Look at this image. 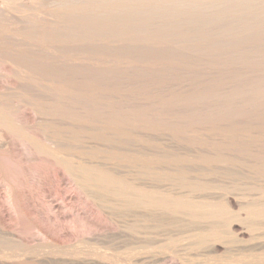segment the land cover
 Segmentation results:
<instances>
[{
	"label": "bare ground",
	"instance_id": "6f19581e",
	"mask_svg": "<svg viewBox=\"0 0 264 264\" xmlns=\"http://www.w3.org/2000/svg\"><path fill=\"white\" fill-rule=\"evenodd\" d=\"M11 1H15V0H7L4 2L2 1L3 7L0 6V18L1 19L6 18L10 22L12 21V22H15L17 24L18 23H21V24L24 23V25H25V23L28 21L26 19H30V18L25 19L24 14H23V16L14 14L15 13L14 9H16V8L13 6L14 4H12ZM19 1L23 2V0H19ZM39 1H40V3H42V0H36L35 2H39ZM45 1H46L45 5H47L48 3H51V6H54V8H56L55 10H53L54 8L52 9L54 11V13L56 14L54 16L56 18V20L52 21V23H51L50 21L52 20L51 18H52L53 14L52 15L50 14L51 18H49V19H51V20L44 22V23L50 22L51 25H49V26L40 25L41 27H39V26H36V24H35L32 26L29 25L30 27H28V25L27 26L25 25L26 27H24V30L26 28L27 31H26V33H22L21 35L23 37L24 42L27 41V42L31 43L30 49H28V50L26 49V51L23 50V48H21L22 50L20 48L18 49V47L22 46V41H21V43L18 42L19 44H17L15 41L18 39L14 38V37L13 38L15 41L14 42L10 41L11 42L10 45H12V46H10V45L7 46L6 45L7 42H5V39H3L4 37L3 38L1 37L2 31L4 29V28H2L0 37L4 40L3 42H5L6 44L1 43L2 41H0V43H1L0 44V59H1L0 61L1 62L5 61V63L8 62V63H10V65H12L13 72L11 70L12 67L10 69L7 67V69H9V71L11 70V72L13 73L12 74L10 72L11 75L15 76V78L20 80L21 82L19 81V83L22 84L24 87H26L29 90V93H30L31 89L35 90L37 92V90H40V88L43 86L44 87L43 89L45 90V93H46V94L44 93L45 95H43V98H44V96L49 97L47 99L49 101H52V102L53 101H64V100H67L68 97H69L68 99L71 98L70 101H73V102L76 101L78 103L79 102L78 99H80V100H82L83 103L84 102H87V104H88V102L91 103L89 105H92V106H95V104L93 105L92 103L96 102V104H97V101L105 100L104 101L105 103H109L110 101L106 102L109 99L112 101L114 100L115 103L119 102V101H122V103H123V101H125V103H126V101H128V102L129 101H137V103H138V101H139V103H140V101H141V103H142V101H145V102L149 101L148 103H150V101H151L150 106H152L153 114H152V117H149V118H152L153 121H151V119H150V121H151L150 124H147L144 119H143L144 121H140V120L136 119L134 121L135 122L136 121L142 122V125L137 126V127L135 124L134 125L138 130H140V132H142L141 135L145 134L147 136V134L150 133V135H156L157 136L156 138H159L162 141V145L160 147L157 145L159 147L160 155H161V157L158 159L159 160L158 165L160 164L159 165V166H161L160 172L162 171L159 178L157 177V180H160L161 181L160 186L162 187L164 184V187L161 188L159 186V188L162 189V190L160 189V191H159L158 185L155 184V185H157L156 186L157 188H155V189H157L159 192L157 195L156 194L153 195V194H150V192L147 193V192L143 191L142 188L143 187L145 188V185H146L145 183H144L145 185L143 187L140 184L142 187V188H140L139 186L132 184L133 182L132 183L129 182V180L132 177H127V178H129V180H127L126 177L120 176L118 172L119 171L122 172L121 174H123V176H124V173H123L124 170L123 171L117 170L118 172H115V171L113 172L112 171L113 169L111 171L110 170H101L99 168L96 169V167H94L95 169L92 168L91 170H87V169L91 168V166L89 168L80 167L81 169L78 166H77L78 168H75V169L69 168L68 166H69L70 162L66 158L67 154H65V151H63V149H62V146H63V148H65V146H64V144L60 145V143H62V141L60 143H58L59 144L58 145V144H55V142L57 140L54 139V143H53V141H51L52 138H54L53 135L50 136L51 140H47L48 137L46 139L43 138L45 140V142L41 138L42 137L41 134L49 136L50 131H52L54 136L56 135V137H57V133H58L57 127H59V126L57 123H56V125L52 124V122L55 123L56 121L55 122L54 121L49 122V120H48L47 124H41V123H39L40 121H37L36 124L37 123H39V124L36 126V124L34 122L36 121V119L38 117L35 116L36 119L34 118L35 121L33 122V124L31 122L30 123H31V125L35 124V126L37 127L36 131L42 132L41 134H40V132L36 133V134L41 135V136H37L41 139H39V138L34 139L31 143L27 142V140L24 141L23 139H22V141H24L25 144L31 146L30 149H32V147H33V149H34L33 152H35L41 158H44L47 160L51 159V161L52 162L54 161L53 163H55L56 165H58L60 167H65L67 171L69 169L67 174L69 175V173L71 172V174L73 175V178L72 177L71 178L75 180V182L78 184L77 186L78 187L80 186L82 189L84 188V191L86 190L87 192L92 194L93 197L98 199L97 202H99L101 204V207H103L102 208L103 210H104V208H107V209H109V208L113 209L114 208V210H115V207H117V209H119V210L120 209L122 210V208H120V207H126L127 209L130 207V208H133V211L135 210V212H137V210L135 208H138V210L142 209V210L138 211V212H140V214L142 212H143L142 214H144V210H146L147 212L151 211V214H152L151 216H154L157 213L158 215L161 216V218L163 220H165V218H167V217H171V218H173L172 219L173 221L174 220H175V222L183 221V222H185V224H186V222H187V224H189V222L192 223V220H194L193 221L194 224H196L195 221H197V223L200 222L198 224H201V223L204 224L203 228H204V226L217 227L219 225L223 226V227H230V226L232 227L233 220L236 218V215H239L238 213L234 214L235 212L232 213V211H227V209H225L226 211H224L223 208L218 207L216 205L217 203L213 204L215 202L214 200H213L214 201L213 203H209L207 200H206L207 202H205L201 198L200 200H202L205 204H198L197 203V205H196V204H193L192 202H190L192 200L188 201V199H185L183 197L182 198L178 197L177 195H179V194L175 193L177 196V197H175V196L171 195V193L169 191L170 188H168V186H171L173 184L168 185V183L171 182V183H174L178 186H179V183L180 184L182 183L181 186L189 185L188 187L190 190L192 189V191L196 188L195 189L196 191H194V192H199L200 188L198 187L199 190H197L198 189L197 187H195L193 189L192 184H195V186H201L202 189L204 187L207 188V186H202V184L196 183L197 180H193V182H192V177H193L192 165H194V164L197 167L200 166L201 168L205 167L207 169L208 168L210 169L211 167H213V168H216L219 170H222V169L223 170H229V172L232 170V172L234 171L233 173H235V174H236V171L241 172V176H242V174H245V175L250 174V175H253L252 178L249 177L251 180L255 179L253 177H256V176L258 177V178L256 177L257 178L256 181L259 180L260 177H261V179L264 177V140L261 139L262 138L261 135L263 133L260 134V132H263L264 129H263V131L258 130V128H261L262 126H264V0H45ZM40 3H39L40 6H38V3L34 4V5L38 6V8H37V6L36 7L34 6L35 9H39V8L42 9L41 8L42 4H40ZM25 5H27V4H25ZM29 5H33V3L29 4ZM22 7H24V6H22ZM34 7L32 8V6H31L30 9L34 10ZM45 8H46V6H45ZM43 9H44V7H43ZM7 10L9 12L14 11V13L8 14V13H6ZM31 10L28 11V13L31 12ZM35 11H38V10H35ZM53 11H51L49 13H52ZM31 13H33V12H31ZM47 14L48 13H46V16H47ZM37 15L39 17L40 14H38V12H37ZM32 16H34V15H32ZM47 17H50V16L48 15ZM41 19L46 20V18H44V17ZM37 20H38V18H37ZM31 21L29 20V24H31L30 23ZM41 22H42V20H40L39 23H41ZM5 26H6V24H5ZM7 26H8V23H7ZM7 26H6V28H7ZM10 26L14 27L13 25H10ZM22 26H21V28H23ZM12 27H10V28H12ZM16 28L15 29L13 28V29L16 30ZM19 30L20 29L18 28V31ZM22 31H23V29H22ZM10 35H9V37L14 36V34L11 36ZM3 36L6 37L8 35L7 34L4 35V33H3ZM15 37H16V35H15ZM13 38H12V41H13ZM2 39H0V40H2ZM20 39L21 38H19V41H20ZM8 40H9V38L7 39V41ZM10 40H11V38H10ZM13 43H16V44H13ZM23 46H25V44ZM28 47L29 46L27 45V48ZM25 48L26 47H24V49ZM47 52H49V54ZM4 67H6V64L4 65ZM2 68H3V66H2ZM7 69L6 70L4 69L5 74H3V76L6 75ZM1 71L2 70H0V78L2 77ZM10 73H8V74H10ZM7 77L9 78L8 75H7ZM11 80H9V81L14 82ZM13 80H14V78H13ZM15 82H17L16 79H15ZM10 84L11 83H9L7 85H10ZM13 84L17 85V83H13ZM38 84L41 87L36 86ZM14 85H13V88L11 87L12 85L10 86L13 90H15L14 88L16 87V85H15V87H14ZM34 86H36L38 88H36ZM9 88H8V90H9ZM16 88H18V86ZM19 88L22 89L21 86ZM26 88H24L25 90L23 89L24 92L26 91ZM12 89H11V91H12ZM8 90L6 91L4 89L5 92H8ZM18 92H19V90H18ZM33 92L34 91H32V93ZM38 92L36 93L37 95H34V96H39L38 94H40L39 97H42L41 95L43 94V92L42 91H40V93H38ZM41 92H42V94H41ZM17 93L15 94L13 92V96H16ZM2 94L4 95L5 93L3 92ZM2 94H1L0 98L3 99L4 96L2 97ZM47 94H48V96H47ZM22 95H24V94H22ZM25 95H26V93H25ZM29 95H26V96H29ZM6 96H7V93H6ZM8 96H11V94L10 95L8 94ZM13 96L11 97L10 101L12 100V98H14ZM19 96H21V94ZM31 97L34 98L32 95H31ZM39 97L38 98L36 97L37 100L39 99ZM16 98H18V97H16ZM19 98L21 99V97H19ZM43 98H40V99L41 100L46 99V98H44V99ZM26 99L29 100V98H26ZM84 99L86 101H83ZM31 100H30V102H26L27 106L30 108L32 107L34 109L36 107H38L37 105L35 106V104H33V102H31ZM48 100H46V102ZM3 101H5V103H6L5 99L0 101V102H2V104H3L4 103ZM19 101L20 100L18 99L17 102H19ZM22 101H23V99L20 102H22ZM13 102L15 103L14 99H13ZM40 102H42V101H39V103ZM43 102H45V101H43ZM43 102L41 105H43ZM52 102H50V103H52ZM68 102H69V100H68ZM68 102H67V104L70 103V102L69 103ZM56 103H58V102H56ZM80 103H81V101H80ZM130 103H128V105ZM2 104L0 103V105H2ZM10 104H11V102H10ZM15 104H18V103H15ZM71 104L73 105V103H71ZM71 104L69 107H72ZM144 104H146V103H144ZM8 105L4 106V104H3V106H0V147L1 148L5 147L4 149H6V150L7 149L10 150L9 148L11 146H13V145H9V143L11 144L10 139L8 140L9 142L7 141L8 143H6V140H5L6 135L11 134L13 137L19 138L21 136V133L24 132V130L27 128V127L25 129L21 128V127H23L21 125L23 123V121H21V124L18 123L19 126H16L14 124L15 121H16V123H17V121L20 122L17 119L15 120V116L13 118V114L15 115L16 109L19 110V106L21 104L18 105L17 108H15V109L11 105H9V106ZM46 105H48V102ZM63 105H66V104H63ZM83 105L80 104V106H82V107H83ZM121 105L122 104H120V108H121ZM13 106H15V105H13ZM27 106H26V109H27ZM61 106H62V104H61ZM66 106H68V105H66ZM78 106H79V104H78ZM97 106H99V105H97ZM141 106H142V104H141ZM148 106H149V104H148ZM23 107H22V109H25ZM52 107L58 108V106H51V108H49V110L51 109L52 112H53ZM73 107H74V105H73ZM73 107L70 109L75 108L76 110H78L77 106L74 108ZM89 107L90 106H87V108H89ZM146 107L147 106L144 107V109H143L144 111H147L145 109ZM30 108H29V110H30ZM96 108L99 109L98 107H96ZM102 108H103V106H102ZM112 108H111V110H112ZM120 108H118V109H120ZM130 108L131 107H129V109ZM141 108H143V107H141ZM149 108H147V109H149ZM38 109H40V108H37L35 110H38ZM63 109H62V111H63ZM84 109H86V108H84ZM90 109L92 110V107ZM123 109L125 111L126 107ZM132 109H133V107H132ZM18 110H17V112H18ZM79 110H82V109H79ZM127 110H126V112L128 114L132 112L130 110H128L129 111L128 112ZM137 110H139V109H137ZM60 111L61 110H59V113L61 114L62 112H60ZM88 111L89 110H87V112ZM95 111H98V110L95 109ZM114 111L115 110H113L112 113ZM116 111H117V108H116ZM134 111H135V109H134ZM150 111H151V108H150ZM30 112H31V110H30ZM42 112L44 113V111H41L40 113H42ZM64 112H66V111H64ZM82 112H83V110H82ZM59 113H57V116L59 115ZM84 113H86V112L84 111ZM105 113H107V112H105ZM105 113H103V114H105ZM146 113H148V112H146ZM97 114L98 113H96V116H97ZM141 114H139V115L141 116ZM40 115H42L44 117L43 114H40ZM63 115L65 117L66 113L61 115L62 118H63ZM123 115H124V112H123ZM143 115H145V114H143ZM16 116H17V114H16ZM47 116H48V113H47ZM49 116L51 117L50 113H49ZM136 116H137V113H136ZM150 116H151V114H150ZM52 117H54V116L52 115ZM86 117H87V115H86ZM147 117H148V115L145 118H147ZM50 119H52V118H50ZM128 119H130V118H128ZM128 119L121 117V116H118L117 118L115 117V120L112 122V124H113L112 130H114L115 132H112V135H113V133L115 134L117 132L118 134H120V137H123L124 132L121 131L122 128L120 129L119 127L123 126V125L125 126V124L128 123L127 122ZM37 120H39V119H37ZM56 120H58V117ZM81 120H79V118H77V121L75 119V122L86 121V119H83V121H81ZM46 122H42V123H46ZM60 122L61 121H59V123ZM95 122L97 123L98 120H95ZM49 123H51L52 125ZM62 123L64 124V122H62ZM84 123H86V122H84ZM194 123L197 124L196 126H198V129H200L202 132H205L207 134L210 133L208 137L211 138L212 140L211 141L204 140V139L200 138V136L198 137L199 134L196 135V133H195V135H196L195 138H192V136H190L188 134V132L193 133L192 130L191 129L184 130V128L186 126H189L190 128H192L193 127L192 124L194 125ZM28 124L26 126H28ZM63 124H61V125H63ZM69 124H72V123H69ZM69 124H68V126L71 127V125H69ZM103 124H105V122ZM110 124H108V125H110ZM74 125H73V128L78 126V124H74ZM30 126H28V127L30 128ZM81 127H82L81 130L83 131V130L88 129L90 126L88 128L83 129V127H85V126H83V124H82ZM32 128H34V127H31V129ZM65 128H67V126ZM101 128L103 131L104 127H101ZM110 128H108V129L110 130ZM133 128H130V129H132L131 132H135L134 136L139 135L140 133H138L137 130L133 131L134 130ZM97 129H99V127ZM26 130H29V129H26ZM32 130H34V129H32ZM32 130H29L27 133V134L30 133L29 137L30 136L32 137L33 132H34V134L36 132L35 130L34 131H32ZM91 130H93V128H91ZM100 130L101 129H99L97 132H100ZM105 130H107V129H105ZM30 131H32V132H30ZM124 131H126V130H124ZM68 132L73 133L71 131H68ZM68 132L66 133V131H64L63 133L68 134V135H72V134H69ZM76 132H77V130L74 132L75 133L74 135H76ZM198 132H200V131L198 130ZM31 133H32V135H31ZM48 133H49V135H47ZM60 133H62V131H60ZM106 133H108V132H105L104 134L106 135ZM108 134L110 136L111 133H108ZM11 135H8L6 139H8L9 136L12 137ZM62 135H64V134H62ZM77 135H80V133ZM103 135H101V137H103ZM105 135H104V138L107 136V135L106 136ZM145 135L142 137L144 138ZM127 136H129V133ZM43 137H45V136H43ZM60 137H61V134H60ZM60 137L58 136V138H60ZM62 137H61V140H62ZM65 137L66 136H64V138ZM139 137H141V136H139ZM21 138L22 137H20V139ZM68 138H67V141L69 140ZM75 138L77 139L78 137H75ZM145 138L144 139L140 138L141 139L140 141L144 142L143 144H146L148 142L147 140H145ZM205 138H207V137L205 136ZM14 139L15 138H13L12 140H14ZM70 139H72V138H70ZM86 139H87V137H86ZM105 139H104V141H105ZM121 139H123V138H121ZM136 139H137V137H136ZM151 139L154 140V138H151ZM16 140H18V139L16 138ZM16 140H14V142ZM77 140L80 141L79 138ZM112 140H115V139L113 138ZM148 140H150V139H148ZM19 141L21 142V140H19ZM58 141H59V139H58ZM73 141H74V139L72 141L70 140L69 142H73ZM75 141H74V143H75ZM129 141L132 142L133 140H129ZM136 141L139 142L138 139ZM118 142H119V140H118ZM151 142L153 143V141H151ZM201 142H203V143L199 144ZM21 143H22V145L24 144L23 142H21ZM74 143H73V145H74ZM77 143H79V142H77ZM158 143H159V141L157 142V144ZM116 145L118 146V144H116ZM147 145H150V144H147ZM71 146L68 144L66 147L71 148ZM74 146H76V145H74ZM74 146H72V148ZM120 146H122V145H120ZM136 146H137V144H136ZM153 146H155V145H153ZM98 147H99V144H98ZM192 147L196 148V149L193 148L194 153H192ZM80 148L81 147H79V149ZM83 148H84V146H83ZM134 148L135 147H133L132 150L136 149V148L135 149ZM138 148L139 147H137V149H136L137 151L139 150ZM147 148H149V147H147ZM153 148H155V147H153ZM118 149H120V148H118ZM8 150L6 152H8ZM75 150H76V148H75ZM140 150L143 151L144 148H140ZM140 150L138 152H141ZM159 150H157V151H159ZM181 150L185 151L186 153H179ZM11 151H12V149H11ZM11 151H9V152H11ZM99 151H96V152H99ZM147 151H148V149H147ZM150 151L152 152V150H150ZM28 152H30V150ZM69 152H72V151H69ZM86 152H88V151H86ZM96 152H95V154H96ZM138 152H137V154H138ZM153 152H155V151H153ZM66 153H68V152H66ZM93 153H94V151H93ZM118 153H117V156H118ZM137 154H135V155H137ZM150 154H152V153H150ZM114 155H116V154H114ZM114 155L111 154V156H114ZM130 155H132V154H130ZM138 155H140V154H138ZM137 156H135V157L137 159H139L138 157H140V156H138V157ZM8 157H9V155H8ZM8 157H6V158H8ZM72 157L76 158V156H73V154H72ZM72 157H70L71 160L75 159ZM128 157H131V156H128ZM108 158L110 159V157H108ZM112 158L113 157H111V159ZM131 158H133V157H131ZM131 158H130V161L132 160V162H133V159H131ZM9 159H10V161L12 160L10 157H9ZM9 159H7V160H9ZM113 159L117 160V157L116 158L114 157ZM118 159H119V157H118ZM152 161L155 162V160H152ZM152 161H146L147 167H151L149 165L153 164ZM5 162H3L4 165H5ZM138 163H140V162H138ZM70 164L73 165V163H70ZM74 164H76V163H74ZM99 164H98V167H99ZM103 164H101V167H103L102 166ZM132 164H135V163L133 162ZM96 165H97V163H96ZM5 166L7 167V163ZM14 167H15V164H14ZM60 167H58V168L61 169ZM197 167H195V168H197ZM0 168L3 171V168L1 166H0ZM16 168H17V166H16ZM84 169H86V170H84ZM104 169H108V168H104ZM62 170H64V169H62ZM66 170H64V171L67 172ZM64 171H62V172L65 173ZM3 172H2V174H3ZM23 172H25V171H23ZM55 172H57V171H55ZM138 172H136V173H138ZM170 172L171 173L176 172V174L171 175ZM203 172H204V170H203ZM205 172H206V169H205ZM210 172L211 171H209V173ZM4 173L6 175V172H4ZM7 173H11V172L8 171ZM141 173H142V171H141ZM193 173H194V171H193ZM216 173L219 174L218 170ZM226 173L228 175L229 174L231 175V173H228L227 171H226ZM131 174H134V173L132 172ZM218 174H216V175H218ZM5 175L2 176L0 174V176H2L4 178H8L7 175H6V177H5ZM147 175H148V173H147ZM189 175H190V178H188ZM194 175L196 177V174H194ZM245 175H243V176L245 177ZM138 176H141V175H138ZM220 176H221V174H220ZM238 176H239V178H241L240 174ZM9 177L12 178L11 176H9ZM4 178L1 179V180H3V182H4ZM31 178H33V177H31ZM60 179L61 178H59V180ZM193 179H195V178L193 177ZM7 180L10 181V179H7ZM135 180H136V178L134 179V182H135ZM140 180H142V179L140 178L138 181H140ZM155 180L156 179H154V182H156ZM262 180L264 181V178ZM138 181H136V182H138ZM160 181H158V182H160ZM152 183H153V180H152ZM202 183H204V181H202ZM136 184H138V183H136ZM208 184H209V182H208ZM232 184H234V183H232ZM146 186L151 187V184L146 185ZM178 186H176V188ZM5 187H7V185ZM208 187H210V185ZM152 188L154 189V187H152ZM9 189H10V187H9ZM152 191H154V190H152ZM174 191H176L178 193V191L175 190V188H174ZM174 191H172V193H174ZM192 191L190 192V194L192 193ZM208 191L209 190H207L206 192H208ZM7 192H8V189H7ZM179 192H181V191L179 190ZM11 193H13L12 190H11V192H8L7 194L5 193L7 195L6 198L9 200V203L11 202V204H12V205L10 204L9 206L15 207L14 208L15 211H17L16 207H17V209L19 208V204H18L19 202L17 201V199H15L17 196L14 197L15 195H12ZM84 193L86 195L89 194V193L87 194L86 192H84ZM154 193H155V191H154ZM201 193H200L199 197L201 196ZM203 193H204V191H203ZM210 193H211V191H210ZM183 194H184V192H183ZM186 194H188V193H185V195ZM193 194H196V193H193ZM185 195H182V196H185ZM226 195H228V194H226ZM102 196H103V198H102ZM194 196L196 197V195H194ZM194 196H193V198H194ZM63 197H64V195H63ZM6 198H4V199H6ZM88 198H90V197H88ZM190 198L192 199V197H190ZM205 198L208 199V196ZM61 199L64 200L63 198H61ZM51 200H53V199H51ZM62 200H59V201H62ZM196 200H199L198 197ZM210 200H212V198ZM234 200H236V199H234ZM259 200H260V198H259ZM45 201H47V200H45ZM65 202H64V205H65ZM197 202H199V201H197ZM231 202H234V201H230L228 203L233 204ZM58 203L60 204L61 202H58ZM249 203L253 204L254 202L252 203L249 201ZM59 204H58V206H59ZM61 205H62V203H61ZM253 205H255V208L253 207L252 211L250 210L247 212L246 209H244L245 211L243 210V212H247V214H243L244 215L243 217H246V215H247L246 218L248 219V218H252L254 216H257V218H258V216H260L261 221L258 219L259 221L257 223L262 222L263 221L262 218H264V200L258 201L257 203H254ZM234 206L235 205L233 204V207ZM243 206H241V207L245 208V206L244 207ZM41 207H42V205H41ZM229 207H231V205ZM11 208L9 207V209H11ZM126 208H125V211H127ZM246 208H247V206H246ZM102 209H101V211H102ZM112 209H110V210L112 211ZM240 209H239V212H240ZM79 210H80V208H79ZM110 210H108V211L104 210V211L108 215L109 214L108 212ZM121 210H120V212H121ZM61 211H60V213H61ZM113 212L114 211H112V213H111L112 215H113ZM147 212H146V214L149 213V212L148 213ZM154 212H155V214H154ZM60 213H58V214H60ZM56 214H57V212H56ZM56 214L55 215L52 214V216H56V219H57V217H61L60 220L61 219L64 220L62 218V215H64L63 212H62L61 216H58ZM23 215H22V217H24ZM112 215H111V217H112ZM114 215H113V217H115ZM63 217L65 218V216H63ZM155 217H158V216H155ZM255 218L256 217H254V219ZM26 219H27V217H26ZM176 219L178 221H176ZM169 220H171V219H169ZM241 220H243V219H241ZM241 220H240V222L244 221V220L243 221H241ZM251 220L252 219H250V221H249L250 223H252ZM255 220H257V219H255ZM237 221L238 220H236V219L234 220V222H237ZM24 222H23V224H24ZM257 223H256V221H255V223L253 222V224L254 225L256 224V226H257ZM198 224H197V226H198ZM247 224H248V226H250L249 223H247ZM191 225H193V224H191ZM244 225H245V227L247 226L246 223L243 224V226ZM254 225L252 227H254ZM259 225H260V223H259ZM256 226H255V228H256ZM210 227H208V228H210ZM30 228H31L30 230H32V227H30ZM34 229H36L35 230L36 233L39 234L40 236L42 235V237L47 235L39 227L38 228L33 227V230ZM113 229H114V227H113ZM195 229H197V228L195 227ZM200 229H201V231L203 230L202 227ZM207 230H211V229H207ZM248 230H250V228ZM88 231H90V230H88ZM197 231H199V230H197ZM220 231H225V230H222V227H221ZM74 232H75V230H74ZM93 232H95V231H93ZM203 232H204V230H203ZM230 233L228 232V234H230ZM203 234H206V233H203ZM81 235H82V233H81ZM17 236H18V234H17ZM210 236H211V234H210ZM122 237H123V235H122ZM50 239L52 241V238H50ZM206 240L207 239L205 238V240H203L202 242H204ZM13 241H16V240H13ZM54 241L52 243H54ZM66 241H68V240H66ZM1 242H2V240H1ZM6 242H8V241H6ZM16 242H15V245H16ZM46 242H48V241H46ZM9 243L10 244H8V245H11V242H9ZM35 243H38V242H35ZM209 244H210V242H209ZM22 245H23V242H22ZM40 246H42V245H40ZM210 246L212 247V245H210ZM18 247H20V245ZM213 247L216 248V246H214V245H213ZM13 248L18 249L16 247H12V249ZM37 248H39V246ZM45 248H46V246H45ZM9 249H11L10 246H9ZM143 249H145V248H143ZM7 250H8V248H7ZM55 250H57V249H55ZM118 250H119V248H118ZM137 250L140 251L139 249H137ZM215 250H217V249H215ZM138 251H136V252H138ZM92 252H94V251H92ZM141 252H142V250H141ZM32 253H34V252H32ZM147 253H149V252H147ZM1 254H0V257H1ZM131 254H133V253H131ZM134 255H135V253H134ZM154 255H156V254H154ZM14 256H15V254H14ZM143 256L144 255H142V257ZM152 257H154V256H152ZM8 258L9 257H7V259ZM48 258H50V257H48ZM139 259H141V256L139 257ZM154 259H155V257H154ZM45 260H46V258H45ZM83 260H81V261L84 262ZM85 260L87 262V258ZM90 260L88 258L89 263H90ZM144 260L142 261V264H145L146 261H144ZM92 261L93 260H91V263H92ZM139 261H141V260H139ZM94 262H95V260H94ZM149 262H150V260H149ZM189 264H192V263H189ZM200 264H202V263H200ZM204 264H206V263H204ZM210 264H214V263H210ZM217 264H220V263H217Z\"/></svg>",
	"mask_w": 264,
	"mask_h": 264
},
{
	"label": "rangeland",
	"instance_id": "374dc122",
	"mask_svg": "<svg viewBox=\"0 0 264 264\" xmlns=\"http://www.w3.org/2000/svg\"><path fill=\"white\" fill-rule=\"evenodd\" d=\"M2 1H7V0H0V6L3 7V4H2ZM29 1V2H28ZM31 1V2H30ZM33 1V2H32ZM36 0H23L22 1H19V0H15V1H11L12 4H14L13 6L16 8L14 9L15 10V13L14 11L12 12H9L8 10L6 11V13H14V14H17V15H20V16H23V14L25 15V19L26 18H30V19H26L28 20L25 25L28 27L32 26V25H35L36 26H39L41 27L40 25H51L52 21H55L56 18L54 17L56 14L54 13L53 10H55L56 8H54V6H51V3H48L47 5L46 4V1L45 0H42V3L39 2H35ZM28 2V3H27ZM44 2V3H43ZM24 3V4H23ZM33 5H29V4H32ZM37 4L38 3V6L39 3L42 4L41 5V8L42 9H35V7L37 5H34V4ZM23 4V5H22ZM27 4V5H25ZM29 5V6H28ZM46 8H45V6ZM50 5V6H49ZM12 6V7H13ZM24 6V7H22ZM34 7V10L32 11L30 8ZM37 6V8H38ZM28 7V8H27ZM44 7V9H43ZM51 9H50V8ZM54 8V9H53ZM13 9V8H12ZM19 9V10H18ZM23 9V10H22ZM53 9V10H52ZM6 10V9H5ZM26 10V11H25ZM33 12H29L30 11ZM35 10H38V11H35ZM41 10V11H40ZM48 10V11H47ZM24 11V12H23ZM53 11L52 13H49ZM27 12V13H26ZM37 12L39 15H37ZM43 12V13H42ZM35 13V14H34ZM46 13L47 16L49 15L50 17H47L46 16ZM30 16H29V15ZM43 14V15H42ZM52 15V18H51V15ZM34 15V16H32ZM37 16V17H36ZM46 18L45 19H41V18ZM32 18V19H31ZM36 18V19H35ZM38 18V20H37ZM40 18V19H39ZM51 18V19H49ZM54 18V19H53ZM35 19V20H34ZM48 19V20H47ZM25 20V21H26ZM29 20L31 21L29 24ZM40 20H42L41 23ZM51 20L49 23H44V22H47ZM3 21V22H2ZM5 21V22H4ZM9 20L8 19H1L0 18V36H1V31H2V28L3 31H2V38L5 39V42H7V44L5 42H3L4 40L0 37V41H2L1 43H5L7 46L10 45L11 42H14V38L18 39L16 40L15 42L17 44H19L18 42L21 43L22 41V46L21 47H18V49L20 48H23V50L26 51V49H30V45L31 43L30 42H24L23 40V37H22V33H26L27 29L25 28L24 30V27H26L23 24L21 23H15V22H8ZM7 26V23H8V26L6 28L5 24ZM11 23V24H10ZM14 23V24H13ZM44 23V24H43ZM39 24V25H38ZM10 25H13L14 27L10 26ZM18 25V26H17ZM23 25V26H22ZM30 25V26H29ZM21 26L23 28H21ZM12 27V28H10ZM17 27V28H16ZM16 28V30L14 29ZM18 28L20 29L18 31ZM23 29V31H22ZM7 30V31H6ZM5 31V32H4ZM14 31V32H13ZM3 33L4 35L7 34L8 36H3ZM14 36L12 37H9L10 34ZM18 33V34H17ZM10 35V36H11ZM16 35V37H15ZM18 35V36H17ZM9 38V42L7 41V39ZM14 37V38H13ZM11 38V40H10ZM12 38H13V41H12ZM19 38L20 41H19ZM11 41V42H10ZM0 43V44H1ZM16 43H13V44H16ZM30 43V44H29ZM25 44V46H23ZM33 44V43H32ZM27 45L29 46L27 48ZM12 46V45H10ZM24 47H26L24 49ZM22 50V49H21ZM49 54V52H47ZM52 53V52H51ZM50 53V54H51ZM1 60V59H0ZM1 62V61H0ZM0 67L3 68L0 70L1 71V77L0 78V93L2 94L3 92L5 93L4 95L2 94V98H0V101L2 100H6V103L5 101H3L4 103V106H7L8 104L11 105L12 107L17 108L18 105L19 106V110L16 109V113L15 115L13 114V118L15 116V120H19L20 122L16 121L14 122V124L16 126H19V124H21V121H23V123L21 124L23 127V129H29V130H32L34 129L36 131V126L41 123V124H47L48 123V120L49 122H52V121H56L55 123L52 122L53 125H56V123L58 124L59 127H57L58 129V133H57V137L56 135L54 136V134L52 133V131H50V135L49 133L47 135L49 136H46V135H43L41 134L42 132L40 131H36L35 134L33 132V135L32 137L28 133L29 130H24V132L21 133V136L22 137L20 139V137H13L11 134H7L6 135V138L8 135H11L12 137H8V139L5 138L6 140V143H8L9 139H10V142L11 144L9 143V145H13L11 146L8 150V152H6L7 150L4 149V148H1L0 147V166L3 168V171L6 172V175L8 178H4L2 176L5 175V173L2 171V169L0 168V173L2 176H0V254H1V257H0V264H88L89 261H88V258L89 260H93L92 263H91V260H90V263L91 264H142V261H146L145 264H189V263H192V264H210V263H214V264H217V263H220V264H264V218L262 222H259L257 223L259 220L261 221V217L258 216H254L256 217L255 220L254 217L252 218H246V217H243L244 215L243 214H247L248 211H252L253 210V207L255 208V205H253L254 203H257L258 201H263L264 200V181L261 179V177L259 178V180L256 181L257 178L256 177H253L255 178L254 180L250 179L252 178L253 175H250V174H242L241 176V172H237L236 171V174L232 172V170L229 172V170H219V169H216V168H213L211 167L209 170L205 167H200V166H195L192 165V175L195 179H193L192 177V182L193 180H197L196 183H199V184H202V186H207L204 187L203 189L201 188V186H195V184H192V188L194 189L195 187H199L197 190H199V192H194L196 191L195 189L192 191V189L190 190L189 189V185H182V183L180 184L179 183V186L174 184V183H171V182H167L168 185H171V186H168L169 191L171 193V195L175 196V197H183L185 199H188V201L192 202L193 204H205L203 201L205 202H209V203H214L213 204H216L218 207H221L224 209V211H226L225 209H227V211H232V213L234 214H239V215H236V220H238L237 222H234L233 220V223H232V227H223V226H217V227H210V226H204L203 228V225L204 224H198L200 222L196 224H194V220H192V223L189 222V224H185V222L183 221H178L176 219V221L178 222H175V220L173 221L171 217H167L165 218V220H163L161 218L160 215H158L157 213L155 214L154 212V216H151V211L148 213L146 210H144V214H140V212H138L139 210H142V209H139L138 208H135L137 210V212H135V210L133 211V208H126V207H120L122 208L121 212L119 209H117V207H115V210L114 208H104V210L108 211L110 209H112L113 212V215L115 217H113V215L111 214L112 211L110 210L107 215V213H105V211L102 209L103 207H101V204L99 202H97L98 199H96L95 197H93L92 194H90L89 192H87L86 190L84 191V188L82 189L80 186L78 187L77 183L75 182L73 178V175L71 174V172L69 173V175L67 174L68 171L66 170L65 167H60L58 165H56L55 163H53L51 161V159L47 160V159H44V158H41L39 155H37L32 147L25 144V140H27V142H32L34 139H38L39 137L37 136H41L42 135V140L45 142L44 139H46L47 137V140H51L50 136L53 135L54 138H52L51 141H53L54 143V139L57 140L55 142V144H58L62 141V143H60V145H63L65 146V148H63L62 146V149L63 151H65V154L66 155V158L67 160H69L70 163H73L70 164L69 163V168L71 169H75V168H89L91 166V168L87 169V170H91L92 168L95 169L94 167H96V169H101V170H112L113 172H118L117 170H121L123 171L124 170V176L123 174H121L122 172H118L120 176L122 177H132L130 180L129 178H127V180H129L130 183L134 184V185H137L139 186L140 188H142L145 184L146 185H150L151 184V187L149 186H146L145 185V188L143 187V191L149 193L150 194H153V195H157L158 192L160 191V189L162 187H164V184L163 186L161 187L160 184H161V181L160 180H157V177L159 178V176L161 175L162 171L160 172V169H161V166L158 165L159 163V158L161 157L160 155V150H159V147L162 145V141L159 139V138H156L157 136L156 135H150L147 134V136L145 134L141 135L142 132H140V130H138L136 127L137 126H141L142 125V122H135L134 120H140V121H146L147 124H150L152 120V118H149V117H152V114H153V110H152V106H150L151 104V101L150 103H148L149 101H119V102H116L115 101L113 102L112 100H107L106 102L110 101L109 103H105L103 101H97V104L96 102L95 103H92L93 105L95 104L96 107H98L99 109H97L95 106H92V105H89L91 103L88 102H82V100L78 99L79 102L77 103L76 101H70V99L67 98V100H64V101H49L47 98L49 97H46L44 96V99L43 98V95H45V90L43 89L44 87L40 86L39 84L36 85L38 87H41L40 90H37L38 93L41 92V96L42 97H39L40 94H38L39 96H34V95H37L36 91L35 90H30V93H29V90L24 87L22 84L19 83L20 80H18L17 78H15V76L11 75V73L13 72V67L12 65H10V63H5V61H2L0 63ZM6 64V67H4V65ZM9 65V66H8ZM7 67L10 69L12 67V72L11 70L9 71V69H7ZM4 69L6 71V77L3 76V74H5L4 72ZM10 74H8V73ZM13 74V73H12ZM7 75L9 76V78L7 77ZM12 77V78H11ZM6 78V79H5ZM14 78V80H13ZM12 79V80H11ZM15 79L17 82H15ZM9 80L11 81H14V82H10ZM21 82V81H20ZM11 83L10 85H7V84ZM13 83H17L16 87L18 86V88L15 87V85ZM12 85V86H11ZM13 85H14V89L13 90ZM16 94L19 90V92L17 93L16 96H13V92ZM22 87V89H20L19 87ZM34 86V87H36ZM9 90H8V88ZM36 87V88H38ZM7 88V89H6ZM24 88H26V91L24 92ZM35 88V89H36ZM4 89L8 92H5ZM24 89V90H23ZM43 89V90H42ZM3 90V91H2ZM17 90V91H16ZM22 90V91H21ZM12 93H11V92ZM32 91H34L32 93ZM22 92V93H21ZM6 93H7V96H6ZM21 96H19L20 94ZM29 95V96H26L25 95ZM28 93V94H27ZM35 93V94H34ZM45 93V94H44ZM0 94V96H1ZM8 94L11 96H8ZM14 94V95H15ZM24 94V95H22ZM31 95L34 97L32 98ZM14 97L12 98V100L10 101L11 97ZM48 96V94H47ZM18 97V98H16ZM21 97V99L19 98ZM23 97V98H22ZM39 97V99L37 100V98ZM16 98V99H15ZM26 98H29L26 99ZM32 100H31V99ZM40 98H43L44 100H41ZM9 99V100H8ZM13 99L15 101V103H18V104H15L13 102ZM18 99L21 101L23 99L22 102H17ZM25 99V100H24ZM8 100V101H7ZM33 102V104H35V106L37 105L38 107H36L35 109L37 108H40L38 110H35L34 108H30L27 106V103L26 102ZM46 100H48V105ZM69 100V102H68ZM25 101V102H24ZM39 101H45L43 102V105L42 102L39 103ZM81 101V103H80ZM83 101H86L85 99ZM11 102V104H10ZM13 102V103H12ZM52 102V103H50ZM58 102V103H56ZM63 102V103H62ZM67 102L69 104H67ZM104 102V103H103ZM121 102V103H120ZM131 102V103H130ZM2 104V102H0ZM73 103L74 107L77 106V109L76 110L73 105L71 104ZM101 103V104H100ZM128 103H130L128 105ZM146 103V104H144ZM0 105V106H3ZM15 106H13V105ZM46 106H45V105ZM57 104V105H56ZM62 104V106H61ZM63 104H66V105H63ZM70 104L72 105V107L74 109H70L72 107H69ZM77 104V105H76ZM79 104V106H78ZM83 105L82 106H80ZM109 106H107V105ZM120 104L121 105V108H120ZM134 104V105H133ZM142 104V106H141ZM149 104V106H148ZM8 105V106H9ZM25 105V106H24ZM99 105V106H97ZM132 105V106H131ZM147 106L145 109L147 111H144V107ZM10 106V107H11ZM24 106V107H23ZM26 106H27V109H26ZM51 106H58L57 107H52L53 109V112L52 110L49 108H51ZM66 106V107H65ZM87 106H90L89 108H87ZM103 106V108H102ZM116 106V107H115ZM25 108V109H22ZM42 107V108H41ZM48 107V108H47ZM92 107V110L90 109ZM112 110H111V108ZM125 111L123 108H125ZM129 107H131L129 109ZM133 107V109H132ZM138 107V108H137ZM143 107V108H141ZM151 108V111H150V108ZM31 112H30V110ZM44 108V109H43ZM55 108V109H54ZM61 108V109H60ZM64 108V109H63ZM68 108V109H67ZM89 110L87 112L86 109ZM98 110V111H95V109ZM105 108V109H104ZM116 108H117V111H116ZM120 108V109H118ZM141 108V109H140ZM149 108V109H147ZM61 110L60 112H62L61 114L59 113V110ZM63 109V111H62ZM79 109H82V110H79ZM105 111H104V110ZM130 110L132 111L131 113H127L126 110ZM135 109V111H134ZM139 109V110H137ZM18 110V112H17ZM22 110V111H21ZM25 110V111H24ZM92 112H91V111ZM108 110V111H107ZM115 110L113 113L112 111ZM127 110V111H128ZM138 112H137V111ZM41 111H44V113H40ZM48 113V116H49V113L51 115V117L47 116V113ZM66 111V112H64ZM69 111V112H68ZM73 111V112H72ZM84 111L86 113H84ZM95 111V112H94ZM143 111V112H142ZM36 112V113H35ZM52 112V113H51ZM81 114H80V113ZM107 112V113H105ZM123 112H124V115H123ZM129 112V111H128ZM148 112V113H146ZM43 114L44 117L40 114ZM57 113H59V115L57 116ZM66 113V116L64 117L63 115V118H62V114ZM95 115H93V114ZM96 113L97 116H96ZM105 113V114H103ZM136 113H137V116H136ZM142 113V114H141ZM17 114V116H16ZM38 114V115H37ZM68 114V115H67ZM77 114V115H76ZM87 117H86V115ZM102 114V115H101ZM114 114V115H113ZM122 114V115H121ZM133 114V115H132ZM141 114V116L139 115ZM145 114V115H143ZM151 114V116H150ZM34 115V116H33ZM52 115L54 117H52ZM72 115V116H71ZM112 115V116H111ZM121 116V117H124V118H130L128 119V123L125 124V126H118L120 129L122 128L121 131L124 132V135L123 137H120V134H118L117 132L113 135H112V132H115L114 130H112V122L115 120V117L117 118L118 116ZM148 115L147 118H145L146 116ZM23 116V117H22ZM38 117L37 120L36 117ZM42 116V117H41ZM58 117V120L61 121L60 123L63 124L62 122H64V126L61 125L59 123L57 119ZM91 116V117H90ZM93 116V117H92ZM144 116V117H143ZM40 117V118H39ZM79 118V120L83 121V119H86V123L84 122H75V119L77 121V118ZM85 117V118H84ZM102 117V118H101ZM106 117V118H105ZM134 117V118H133ZM34 118L36 119V121L34 120ZM52 118V119H50ZM62 118V119H61ZM65 118V119H64ZM42 119V120H41ZM69 119V120H68ZM73 119V120H72ZM107 119V120H106ZM144 119V120H143ZM151 119V121H150ZM44 120V121H43ZM47 122H46V121ZM51 120V121H50ZM68 120V121H67ZM95 120H98V122L96 123ZM104 120V121H103ZM35 121V122H34ZM37 121H40L39 123L36 124ZM58 121V122H57ZM73 121V122H72ZM92 121V122H91ZM108 121V122H107ZM130 121V122H129ZM149 123H148V122ZM33 124V122L36 124L34 125H31V123ZM42 122H46V123H42ZM88 122V123H87ZM94 122V123H93ZM101 122V123H100ZM105 122V124H103ZM19 123V124H18ZM26 123V124H25ZM29 123V124H28ZM66 123V124H65ZM69 123H74V124H78L77 127H74L73 128V125L72 124H69ZM93 123V124H92ZM100 123V124H99ZM111 123V124H110ZM141 123V124H140ZM18 124V125H17ZM28 124V126H30V128L28 126H26ZM51 124V123H49ZM51 124V125H52ZM62 126H60V125ZM71 125L70 126H68ZM82 124L83 126V129L85 128H88L89 126L91 128H93V130H91V128L89 127L88 129L86 130H81L82 129ZM95 124V125H94ZM110 124V125H108ZM136 127H135V125ZM25 125V126H24ZM197 124L194 123V125L192 124V128H190L189 126H186L184 128V130H188V129H191L192 132L194 133H190L188 132V134L190 136H192V138H195L196 135H198V137L200 136V138L204 139V140H208V141H211L212 139L209 138V134L205 133V132H202L200 129H198V126H196ZM67 126V128H65ZM75 126V125H74ZM80 126V127H79ZM93 126V127H92ZM115 126V125H114ZM31 127H34L31 129ZM61 127V128H60ZM65 129H64V128ZM95 127V128H94ZM99 127L100 132H97L99 129L97 128ZM101 127H104L103 129H107V130H103L102 131V128ZM106 127V128H105ZM110 128V130L108 128ZM134 127V128H133ZM76 128V129H75ZM78 128V129H77ZM80 128V129H79ZM130 128H133L135 130L138 131V133H140L139 135H136L134 136V133L135 132H131L132 129ZM62 129V130H61ZM90 129V130H89ZM97 129V130H96ZM200 132H198V130ZM264 129V126H262L261 128H258V130H262L263 131ZM32 130V131H34ZM39 130V129H38ZM62 131V133H60V131ZM74 130V131H73ZM77 130L76 132V135H74L75 131ZM80 130V131H79ZM96 130V131H95ZM126 130V131H124ZM190 130V131H191ZM30 131V132H32ZM64 131H66V133L68 131H71L73 133H69V134H72V135H68V134H65L63 133ZM111 131V132H110ZM183 131V130H182ZM196 131V132H195ZM40 132L41 135L39 134H36ZM80 135H77L79 134ZM105 132H108V133H111L110 136L108 133H106V135L110 138H108L104 133ZM24 133V134H23ZM26 133V134H25ZM52 133V134H51ZM100 133V134H99ZM129 133V136H127ZM196 133V135H195ZM205 133V134H204ZM263 133V134H262ZM60 134H61V137H62V140H61V137H60ZM64 134V135H62ZM106 136L104 138V135ZM118 134V135H117ZM127 134V135H126ZM137 134V133H136ZM261 135V139L264 140V131L263 132H260ZM74 135V136H73ZM101 135H103V137H101ZM115 135V136H114ZM126 135V136H125ZM147 138H145V140H147L148 142L146 144H143L144 142H141L140 140L141 139H144L142 136H144ZM194 135V136H193ZM258 135V134H257ZM45 136V137H43ZM58 136L60 138H58ZM64 136H66L64 138ZM69 138H68V137ZM83 136V137H82ZM100 136V137H99ZM119 138H118V137ZM131 136V137H130ZM141 136V137H139ZM204 136V137H203ZM205 136L207 138H205ZM256 136V135H255ZM75 137H78L80 139L77 140ZM87 137V139H86ZM130 139H129V138ZM133 137V138H132ZM139 140L136 141L137 139ZM13 138H15L14 140H16V138L18 140H16L14 142V140H12ZM31 138V139H30ZM39 138V139H41ZM44 138V139H43ZM67 138L69 139L67 141ZM72 138V139H70ZM83 138V139H82ZM109 140H108V139ZM115 139V140H112V139ZM118 138V139H117ZM123 138V139H121ZM141 138V139H140ZM151 138H154L151 139ZM209 138V139H208ZM22 139L24 141H22ZM59 139V141H58ZM65 139V140H64ZM74 139L73 142H69L70 140L72 141ZM86 139V140H85ZM105 139V141H104ZM136 139V140H135ZM150 139L151 141H153V143L148 140ZM157 139V140H156ZM21 140V142H23L24 144L22 145V143L19 141ZM119 140V142H118ZM126 140V141H125ZM129 140H133L132 142L129 141ZM135 140V141H134ZM8 141V142H7ZM111 141V142H110ZM114 141V142H113ZM155 141V142H154ZM159 141V143L157 144V142ZM21 144H20V143ZM64 142V143H63ZM79 142V143H77ZM106 142V143H105ZM118 142V143H117ZM121 142V143H120ZM124 142V143H123ZM126 142V143H125ZM150 142V143H149ZM204 142V141H203ZM203 142L199 143V144H202ZM13 143V144H12ZM19 143V144H18ZM29 143V144H30ZM76 145L74 146L73 145ZM142 143V144H141ZM156 143V144H155ZM161 143V144H160ZM72 145L74 146L72 148L69 147H66L67 145ZM98 144H99V147H98ZM101 144V145H100ZM118 144V146L116 145ZM122 146H120V145ZM137 144V146H136ZM147 144H150V145H147ZM21 145V146H20ZM31 145V144H30ZM59 145V144H58ZM78 145V146H77ZM90 145V146H89ZM115 145V146H114ZM139 145V146H138ZM143 147H142V146ZM155 145V146H153ZM159 147H158V146ZM26 146V147H25ZM29 146V147H28ZM84 146V148H83ZM95 146V147H94ZM97 146V147H96ZM145 146V147H144ZM23 147V148H22ZM79 147H81L79 149ZM102 147V148H101ZM109 147V148H108ZM116 147V148H115ZM133 147H135L137 149V147H139L138 149L140 150V148H144V150H140L141 152H138L135 148V150H132ZM149 147V148H147ZM155 147V148H152ZM158 147V148H157ZM26 148V149H25ZM76 148V150H75ZM87 148V149H86ZM90 148V149H89ZM120 148V149H118ZM123 148V149H122ZM151 148V149H150ZM196 149L195 147H192V153H194V149ZM12 149V151H11ZM68 149V150H67ZM115 149V150H114ZM148 149V151H147ZM30 150V152H28ZM99 151V152H96V151ZM102 150V151H101ZM152 150V152L150 151ZM159 150V151H157ZM5 151V152H4ZM11 151V152H9ZM69 151H72V152H69ZM74 151V152H73ZM76 151V152H75ZM88 151V152H86ZM94 151V153H93ZM125 151V152H124ZM136 153H135V152ZM155 151V152H153ZM27 152V153H26ZM68 152V153H66ZM96 152V154H95ZM119 152V153H118ZM125 154H124V153ZM127 152V153H126ZM129 152V153H128ZM140 154L138 155L137 154ZM149 152V153H148ZM159 152V153H158ZM11 153V154H10ZM31 153V154H30ZM75 153V154H74ZM101 153V154H100ZM117 153H118V156H117ZM137 155H135V154ZM148 153V154H147ZM152 153V154H150ZM179 153H186L185 151H180ZM7 154V155H6ZM69 154V155H68ZM72 154L73 156H76L75 157H72ZM114 155V156H111ZM125 156H124V155ZM129 154V155H128ZM132 154V155H130ZM145 154V155H144ZM155 154V155H154ZM157 154V155H156ZM12 159L10 161L9 157ZM127 155V156H126ZM134 155V156H133ZM37 156V157H36ZM99 156V157H98ZM124 156V157H123ZM128 156H131V157H128ZM135 156H137L139 159H137ZM8 157V158H6ZM75 158V159H72L71 158ZM110 157V159L108 158ZM111 157H117V160H114L113 158L111 159ZM119 157V159H118ZM122 157V158H121ZM105 158V159H104ZM127 160H126V159ZM130 158L133 159V162L135 164H132V160L130 161ZM136 158V159H135ZM6 159V160H5ZM9 159V160H7ZM92 159V160H91ZM126 161H125V160ZM129 159V160H128ZM142 159V160H141ZM144 159V160H143ZM150 159V160H149ZM3 160V161H2ZM85 160V161H84ZM100 160V161H99ZM106 160V161H105ZM135 160V161H134ZM152 160H155V162H153ZM6 161V162H5ZM10 161V162H9ZM13 161V162H12ZM110 161V162H109ZM146 161H152L153 164L152 165H149L151 167H147L146 165ZM5 162V165L7 163V167L4 165ZM9 162V163H8ZM22 162V163H21ZM131 162V163H130ZM140 162V163H138ZM145 162V163H144ZM21 163V164H20ZM47 163V164H46ZM76 163V164H74ZM78 163V164H77ZM93 163V164H92ZM97 163V165H96ZM100 163V164H99ZM104 163V164H103ZM106 163V164H105ZM2 164V165H1ZM14 164H15V167H14ZM54 164V165H53ZM98 164H99V167H98ZM101 164H103L102 166L104 168H108V169H104L103 167H101ZM112 166H111V165ZM95 165V166H94ZM116 165V166H115ZM142 165V166H141ZM17 166V168H16ZM19 166V167H18ZM60 167L61 169H59L58 167ZM78 166V167H77ZM115 166V167H114ZM144 166V167H143ZM123 167V168H122ZM128 167V168H127ZM138 167V168H137ZM143 167V168H142ZM197 167V168H195ZM10 170H9V169ZM12 168V169H11ZM19 168V169H18ZM117 168V169H116ZM137 168V169H136ZM157 168V169H156ZM5 169V170H4ZM18 169V170H17ZM66 170L67 172H65L64 170ZM81 169V168H80ZM116 169V170H115ZM144 169V170H143ZM204 172H203V170ZM205 169H206V172H205ZM215 169V170H214ZM86 170V169H84ZM156 170V171H155ZM200 170V171H199ZM218 170L219 174L216 173ZM8 171H10L11 173H7ZM25 171V172H23ZM57 171V172H55ZM62 171H64L65 173H63ZM134 174H131L132 172ZM142 173L140 174L139 172ZM194 171V173H193ZM196 171V172H195ZM209 171H211L209 173ZM222 171V172H221ZM226 171L228 173H231V175L227 174ZM23 172V173H22ZM138 172V173H136ZM146 172V173H145ZM155 172V173H154ZM111 173V172H110ZM127 173V174H126ZM148 173V175H147ZM160 173V174H159ZM9 174V175H8ZM26 174V175H25ZM113 174V173H112ZM131 174V175H130ZM157 174V175H156ZM159 174V175H158ZM171 175H174L176 174V172H170ZM196 174V177L195 175ZM201 174V175H200ZM204 174V175H203ZM218 174V175H216ZM221 174V176H220ZM240 174L241 178H239L238 175ZM5 175V177H6ZM15 175V176H14ZM32 175V176H31ZM43 175V176H42ZM126 175V176H125ZM129 175V176H128ZM138 175H141V176H138ZM200 177H199V176ZM210 175V176H209ZM238 177H237V176ZM245 175V177L243 176ZM9 176H11L12 178H10ZM136 178L135 182H134V177ZM206 178H205V177ZM225 176V177H224ZM255 176V175H254ZM21 179H20V178ZM33 177V178H31ZM72 177V178H71ZM154 177V178H153ZM218 177V178H217ZM243 177V178H242ZM247 177V178H246ZM250 177V178H249ZM2 178H4V182L3 180H1ZM59 178H61L59 180ZM142 179L140 181H138L139 179ZM188 178H190V175L188 176ZM7 179H10V181H8ZM20 179V180H19ZM71 179V180H70ZM144 179V180H143ZM154 179H156L155 181L157 182H154ZM261 179V180H260ZM73 180V181H72ZM151 180V181H150ZM152 180H153V183H152ZM206 180V181H205ZM220 180V181H219ZM138 181V182H136ZM160 181V182H158ZM199 181V182H198ZM202 181H204V183H202ZM75 184H74V183ZM140 182V183H139ZM209 182V184H208ZM6 183V184H5ZM138 183V184H136ZM143 183V184H142ZM145 183V184H144ZM159 183V184H158ZM234 183V184H232ZM240 183V184H239ZM9 184V185H8ZM74 184V185H73ZM142 187H141V185ZM154 184V185H153ZM157 184L158 185V190L155 189L157 188L155 185ZM219 184V185H218ZM7 185V187H5ZM178 186L176 188V186ZM210 185V187H208ZM4 186V187H3ZM159 186L161 188H159ZM166 186V187H167ZM174 186V187H173ZM181 186V187H180ZM219 186V187H218ZM10 187V189H9ZM40 187V188H39ZM149 189H148V188ZM154 187V189L152 188ZM180 187V188H179ZM183 187V188H182ZM185 187V188H184ZM224 187V188H223ZM244 187V188H243ZM6 188V189H5ZM81 188V189H80ZM152 188V189H151ZM174 188L175 190L178 191V193L176 191H174ZM187 188V189H186ZM219 188V189H218ZM232 188V189H231ZM7 189H8V192H12L11 193L12 195H15L14 197H16L15 199H17V201L19 202V208L17 209L16 207V210L15 211V207H12V206H9L11 204V202L9 203V200L6 198V194L8 193L7 192ZM15 189V190H14ZM182 192H179V190ZM209 190L208 192H206L207 190ZM212 189V190H211ZM222 189V190H221ZM10 190V191H9ZM42 190V191H41ZM81 190V191H80ZM86 192L88 195H86L84 192ZM154 190V191H152ZM162 190V189H161ZM228 190V191H227ZM6 191V192H5ZM36 191V192H35ZM152 191V192H151ZM172 191H174V193H172ZM192 191V193L190 194V192ZM204 191V193H203ZM211 191V193H210ZM184 192V194H183ZM203 194H202V193ZM225 192V193H224ZM229 192V193H228ZM6 193V194H5ZM179 194L176 196V194ZM185 193H188L185 195ZM193 193H196V194H193ZM198 193V194H197ZM201 193V196L199 197ZM206 193V194H205ZM185 195V196H182V195ZM193 194V195H192ZM228 194V195H226ZM64 195V197H63ZM181 195V196H180ZM190 195V196H189ZM192 195V196H191ZM196 195V197L194 196ZM40 196V197H39ZM62 196V197H61ZM72 196V197H71ZM194 196V198H193ZM208 196V199L205 198ZM251 196V197H250ZM63 198L64 200H62L61 198ZM90 197V198H88ZM192 197V199L190 198ZM198 197L199 200H196ZM222 197V198H221ZM6 198V199H4ZM19 198V199H18ZM70 198V199H69ZM103 198V196H102ZM105 198V197H104ZM202 198V200H200ZM204 198V199H203ZM212 198V200H210ZM215 198V199H214ZM260 198V200H259ZM47 201H45V200ZM53 199V200H51ZM55 199V200H54ZM57 199V200H56ZM224 199V200H223ZM236 199V200H234ZM242 199V200H241ZM253 199V200H252ZM34 200V201H33ZM59 200H62V201H59ZM195 202H194V201ZM207 200V201H206ZM214 200V201H213ZM3 201V202H2ZM42 201V202H41ZM52 201V202H51ZM57 201V202H56ZM199 201V202H197ZM202 201V202H201ZM230 201H234V202H231L233 203L235 206L233 207V204H230L228 202ZM250 202H254L253 204L249 203ZM45 202V203H44ZM56 202V203H55ZM58 202H61L59 204ZM64 202H65V205H64ZM240 202V203H239ZM22 203V204H21ZM226 203V204H225ZM239 203V204H238ZM8 204V205H7ZM51 204V205H50ZM54 204V205H53ZM57 204V205H56ZM59 204V206H58ZM67 204V205H66ZM219 204V205H218ZM246 204V205H245ZM12 205V204H11ZM42 205V207H41ZM231 205V207H229ZM245 206V208H242L241 206ZM252 205V206H251ZM8 206V207H7ZM61 206V207H60ZM64 206V207H63ZM243 206V207H244ZM247 206V208H246ZM9 207L11 209H9ZM66 207V208H65ZM62 208V209H61ZM80 208V210H79ZM125 208L127 209V211H125ZM241 208V209H240ZM250 208V209H249ZM58 211H57V210ZM60 209V210H59ZM102 209V211H101ZM130 209V210H129ZM229 209V210H228ZM237 209V210H236ZM239 209H240V212H239ZM246 209L247 212H243V210ZM248 209V210H247ZM56 210V211H55ZM62 210V211H61ZM86 210V211H85ZM130 212H129V211ZM132 210V211H131ZM234 210V211H233ZM61 211V213H60ZM71 211V212H70ZM88 211V212H87ZM118 213H117V212ZM245 211V210H244ZM52 212V213H51ZM55 212V213H54ZM57 212V214H56ZM62 215V218L64 220H60L61 217H57L56 219V216H52L53 215H58V216H61ZM146 212L149 214H146ZM12 213V214H11ZM26 213V214H25ZM60 213V214H58ZM68 213V214H67ZM121 213V214H120ZM24 214V215H23ZM71 214V215H70ZM86 214V215H85ZM112 217H111V215ZM22 215L24 217H22ZM46 215V216H45ZM65 216V218L63 217ZM75 216V217H74ZM83 216V217H82ZM87 216V217H86ZM98 216V217H97ZM110 216V217H109ZM155 216H158V217H155ZM160 216V217H159ZM27 217V219H26ZM92 217V218H91ZM102 217V218H101ZM109 217V218H108ZM242 217V218H241ZM59 218V219H58ZM85 218V219H84ZM94 218V219H93ZM100 218V219H99ZM164 218V217H163ZM246 218V219H245ZM71 221H70V220ZM83 219V220H82ZM159 219V220H158ZM167 219V220H166ZM171 219V220H169ZM243 219V220H241ZM251 220L252 223H250L249 221ZM259 219V220H258ZM69 220V221H68ZM101 220V221H100ZM243 221V222H240ZM254 220V221H253ZM10 221V222H9ZM26 223H25V222ZM28 221V222H27ZM82 221V222H81ZM257 223V226L256 224L254 225L253 222ZM24 222V224H23ZM35 222V223H34ZM96 222V223H95ZM104 222V223H103ZM181 222V223H180ZM6 223V224H5ZM59 223V224H58ZM62 225H61V224ZM79 223V224H78ZM83 223V224H82ZM111 223V224H110ZM184 223V224H183ZM236 223V224H235ZM242 223V224H241ZM248 226L247 223H249V225L251 226H248L250 228V230H248L249 228L245 225L243 226V224H245ZM27 226H26V225ZM77 224V225H76ZM102 224V225H101ZM137 224V225H136ZM193 224V225H191ZM198 224V226H197ZM241 224V225H240ZM11 225V226H10ZM36 225V226H35ZM203 230L201 231V227ZM254 225V227H252ZM81 226V227H80ZM142 226V227H141ZM191 226V227H190ZM194 226V227H193ZM234 226V227H233ZM242 226V227H241ZM256 226V228H255ZM26 227V228H25ZM32 227V230H30ZM33 227H39L41 230H43V232L47 235L43 236L42 235L40 236L39 234L36 233V229L33 230ZM86 227V228H85ZM114 227V229H113ZM116 227V228H115ZM187 227V228H186ZM195 227L197 229H195ZM210 227V228H208ZM221 227H222V230H225V231H220L221 230ZM258 227V228H257ZM28 228V229H27ZM105 228V229H104ZM126 228V229H125ZM213 228V229H212ZM219 228V229H218ZM230 228V229H229ZM207 229H211V230H207ZM233 229V230H232ZM15 230V231H14ZM26 230V231H25ZM75 230V232H74ZM85 230V231H84ZM90 230V231H88ZM95 232H93V231ZM98 230V231H97ZM105 230V231H104ZM118 230V231H117ZM199 230V231H197ZM229 230V231H228ZM12 231V232H11ZM101 231V232H100ZM124 231V232H123ZM211 231V232H210ZM217 231V232H216ZM227 231V232H226ZM232 231V232H231ZM49 232V233H48ZM70 232V233H69ZM85 232V233H84ZM145 234H144V233ZM171 232V233H170ZM214 232V233H213ZM222 232V233H221ZM228 232L230 234H228ZM26 233V234H25ZM82 233V235H81ZM121 233V234H120ZM123 233V234H122ZM128 233V234H127ZM197 233V234H196ZM203 233H206V234H203ZM211 236H210V234ZM18 234V236H17ZM97 234V235H96ZM199 234V235H198ZM123 235V237H122ZM192 235V236H191ZM205 235V236H204ZM12 236V237H11ZM198 236V237H197ZM4 237V238H3ZM41 237V238H40ZM49 237V238H48ZM97 237V238H96ZM155 237V238H154ZM223 237V238H222ZM232 237V238H231ZM16 238V239H15ZM25 238V239H24ZM52 238V241L51 239ZM125 238V239H124ZM204 238V239H203ZM205 238L207 239L206 241L202 242L203 240H205ZM50 239V240H49ZM94 239V240H93ZM97 239V240H96ZM110 239V240H109ZM117 239V240H116ZM129 239V240H128ZM156 239V240H155ZM202 239V240H201ZM240 239V240H239ZM13 240H18L17 242L16 241H13ZM21 240V241H20ZM55 240V241H54ZM68 240V241H66ZM160 240V241H159ZM200 240V241H199ZM212 240V241H211ZM214 240V241H213ZM230 242H229V241ZM243 240V241H242ZM8 241V242H6ZM21 243H20V242ZM48 241V242H46ZM54 241V243H52ZM74 241V242H73ZM100 241V242H99ZM217 241V242H216ZM9 242H11V245H8L10 244ZM15 242H16V245H15ZM19 242V243H18ZM22 242H23V245H22ZM29 242V243H28ZM35 242H38V243H35ZM113 242V243H112ZM171 242V243H170ZM210 242V244H209ZM18 243V244H17ZM41 243V244H40ZM67 243V244H66ZM131 243V244H130ZM148 243V244H147ZM203 243V244H202ZM260 243V244H259ZM5 244V245H4ZM26 244V245H25ZM30 244V245H29ZM56 244V245H55ZM62 244V245H61ZM7 245V246H6ZM20 245V247L18 246ZM42 245V246H40ZM103 245V246H102ZM210 245H213L216 246L215 247H211ZM9 246L11 247V249H9ZM22 246V247H21ZM25 246V247H24ZM39 246V248H37ZM46 246V248H45ZM56 246V247H55ZM235 246V247H234ZM257 246V247H256ZM6 249H5V248ZM12 247H16L18 249H15ZM34 247V248H33ZM41 247V248H40ZM52 247V248H51ZM58 247V248H57ZM136 247V248H135ZM162 247V248H161ZM4 248V249H3ZM8 248V250H7ZM27 250H26V249ZM87 248V249H86ZM119 248V250H118ZM142 248V249H141ZM145 248V249H143ZM147 248V249H146ZM235 248V249H234ZM3 249V250H2ZM32 249V250H31ZM57 249V250H55ZM79 249V250H78ZM85 249V250H84ZM137 249H139L140 251H138ZM217 249V250H215ZM7 250V251H6ZM25 250V251H24ZM55 250V251H54ZM84 250V251H83ZM142 250V252H141ZM6 251V252H5ZM60 251V252H59ZM91 251V252H90ZM94 251V252H92ZM138 251V252H136ZM16 252V253H15ZM23 252V253H22ZM29 252V253H28ZM34 252V253H32ZM63 252V253H62ZM88 252V253H87ZM104 252V253H103ZM141 252V253H140ZM149 252V253H147ZM153 252V253H152ZM159 252V253H158ZM28 253V254H27ZM83 253V254H82ZM90 253V254H89ZM98 253V254H97ZM133 253V254H131ZM135 253V255H134ZM140 253V254H139ZM144 253V254H143ZM151 253V254H150ZM5 254V255H4ZM15 254V256H14ZM144 255L142 257V255ZM156 254V255H154ZM9 255V256H8ZM38 255V256H37ZM148 255V256H147ZM6 256V257H5ZM12 258H11V257ZM18 256V257H17ZM35 256V257H34ZM74 256V257H73ZM85 258H84V257ZM141 256V259H139V257ZM150 256V257H149ZM154 256V257H152ZM3 257V258H2ZM7 257H9L7 259ZM14 257V258H13ZM27 257V258H26ZM34 257V258H33ZM50 257V258H48ZM62 257V258H61ZM107 257V258H106ZM36 258V259H35ZM46 258V260H45ZM87 258V262H86V259ZM137 258V259H136ZM64 259V260H63ZM84 259V260H83ZM97 259V260H96ZM143 259V260H142ZM78 260V261H77ZM81 260H83L84 262H82ZM95 260V262H94ZM141 260V261H139ZM150 260V262H149ZM4 261V262H3ZM63 261V262H62ZM102 261V262H101ZM115 261V262H114ZM37 262V263H36ZM86 262V263H85ZM109 262V263H108ZM225 262V263H224ZM89 263V264H90Z\"/></svg>",
	"mask_w": 264,
	"mask_h": 264
}]
</instances>
